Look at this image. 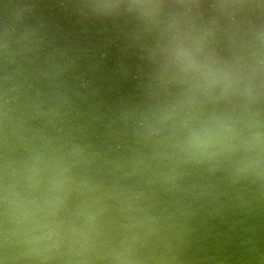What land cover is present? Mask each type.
I'll list each match as a JSON object with an SVG mask.
<instances>
[{"label":"water","instance_id":"obj_1","mask_svg":"<svg viewBox=\"0 0 264 264\" xmlns=\"http://www.w3.org/2000/svg\"><path fill=\"white\" fill-rule=\"evenodd\" d=\"M0 264H264V0H0Z\"/></svg>","mask_w":264,"mask_h":264}]
</instances>
